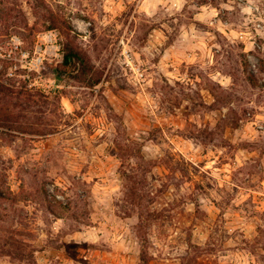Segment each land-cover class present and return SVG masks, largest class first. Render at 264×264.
Listing matches in <instances>:
<instances>
[{"label":"rangeland","instance_id":"374dc122","mask_svg":"<svg viewBox=\"0 0 264 264\" xmlns=\"http://www.w3.org/2000/svg\"><path fill=\"white\" fill-rule=\"evenodd\" d=\"M0 10V264H264V0Z\"/></svg>","mask_w":264,"mask_h":264},{"label":"built area","instance_id":"2783aa9c","mask_svg":"<svg viewBox=\"0 0 264 264\" xmlns=\"http://www.w3.org/2000/svg\"><path fill=\"white\" fill-rule=\"evenodd\" d=\"M249 63H250V67H251V70L253 72H257L258 71V66H259V63H258V59H256L253 55H249Z\"/></svg>","mask_w":264,"mask_h":264},{"label":"trees","instance_id":"16d2710c","mask_svg":"<svg viewBox=\"0 0 264 264\" xmlns=\"http://www.w3.org/2000/svg\"><path fill=\"white\" fill-rule=\"evenodd\" d=\"M67 59H83V57H82V55L80 53L73 52L69 57H67ZM144 262H145V264H148V261H147V259L145 257H144Z\"/></svg>","mask_w":264,"mask_h":264}]
</instances>
